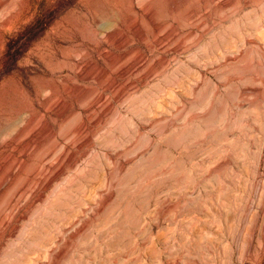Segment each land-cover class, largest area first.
I'll list each match as a JSON object with an SVG mask.
<instances>
[{
	"label": "rangeland",
	"instance_id": "rangeland-1",
	"mask_svg": "<svg viewBox=\"0 0 264 264\" xmlns=\"http://www.w3.org/2000/svg\"><path fill=\"white\" fill-rule=\"evenodd\" d=\"M0 264H264V0H0Z\"/></svg>",
	"mask_w": 264,
	"mask_h": 264
},
{
	"label": "bare ground",
	"instance_id": "bare-ground-1",
	"mask_svg": "<svg viewBox=\"0 0 264 264\" xmlns=\"http://www.w3.org/2000/svg\"><path fill=\"white\" fill-rule=\"evenodd\" d=\"M5 1V0H4Z\"/></svg>",
	"mask_w": 264,
	"mask_h": 264
}]
</instances>
